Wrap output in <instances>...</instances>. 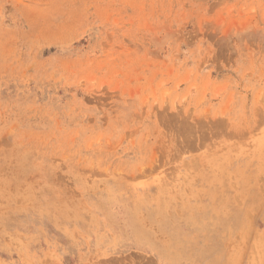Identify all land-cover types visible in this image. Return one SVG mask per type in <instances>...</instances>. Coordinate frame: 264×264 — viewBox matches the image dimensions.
Wrapping results in <instances>:
<instances>
[{
	"label": "rangeland",
	"instance_id": "1",
	"mask_svg": "<svg viewBox=\"0 0 264 264\" xmlns=\"http://www.w3.org/2000/svg\"><path fill=\"white\" fill-rule=\"evenodd\" d=\"M0 264H264V0H0Z\"/></svg>",
	"mask_w": 264,
	"mask_h": 264
},
{
	"label": "bare ground",
	"instance_id": "2",
	"mask_svg": "<svg viewBox=\"0 0 264 264\" xmlns=\"http://www.w3.org/2000/svg\"><path fill=\"white\" fill-rule=\"evenodd\" d=\"M184 128V127H183Z\"/></svg>",
	"mask_w": 264,
	"mask_h": 264
}]
</instances>
